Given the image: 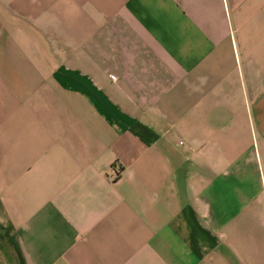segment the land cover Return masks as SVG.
Returning a JSON list of instances; mask_svg holds the SVG:
<instances>
[{"label": "crops", "instance_id": "0c3cea01", "mask_svg": "<svg viewBox=\"0 0 264 264\" xmlns=\"http://www.w3.org/2000/svg\"><path fill=\"white\" fill-rule=\"evenodd\" d=\"M0 264H264V0H0Z\"/></svg>", "mask_w": 264, "mask_h": 264}, {"label": "built area", "instance_id": "2783aa9c", "mask_svg": "<svg viewBox=\"0 0 264 264\" xmlns=\"http://www.w3.org/2000/svg\"><path fill=\"white\" fill-rule=\"evenodd\" d=\"M111 78H112L113 80H116V79H117V77L114 76V75H112Z\"/></svg>", "mask_w": 264, "mask_h": 264}]
</instances>
